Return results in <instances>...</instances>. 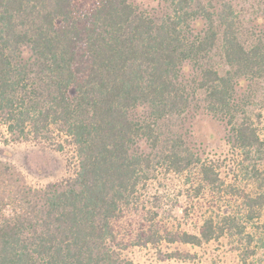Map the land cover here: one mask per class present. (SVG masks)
Masks as SVG:
<instances>
[{"label": "trees", "instance_id": "obj_1", "mask_svg": "<svg viewBox=\"0 0 264 264\" xmlns=\"http://www.w3.org/2000/svg\"><path fill=\"white\" fill-rule=\"evenodd\" d=\"M246 14L238 0H0V264H135L134 248L186 263L163 247L224 239L243 263L257 256L247 226L264 214V139L249 109L264 16ZM201 113L225 128L251 192L189 142ZM23 146L63 156V173L45 182L33 158L18 165L2 150ZM159 172L187 176L193 207L219 195L197 233L158 221L148 187Z\"/></svg>", "mask_w": 264, "mask_h": 264}, {"label": "rangeland", "instance_id": "obj_2", "mask_svg": "<svg viewBox=\"0 0 264 264\" xmlns=\"http://www.w3.org/2000/svg\"><path fill=\"white\" fill-rule=\"evenodd\" d=\"M80 5H90L95 3L96 0H77ZM147 4L150 8H158L159 4L163 0H140ZM240 8L243 7L244 13L247 19L250 17V12H256L261 16H264V0H238ZM263 22V20H261ZM251 22V21H250ZM252 25V23H251ZM264 29V26L261 27ZM213 64L217 67H224L223 61L218 52H215L213 56ZM193 72V68L190 67L187 70L188 76ZM256 90V96L254 98L253 106L249 109V114L252 117L253 123L256 128L260 129V134L264 139V80L254 86ZM187 124V128L195 133V137L189 138V142L196 143L197 148H201V151H205L210 154L211 157L216 159L225 160V169L222 172V178L227 182L226 184L238 183L240 191L251 192L253 185L250 182L240 176L239 172L245 170L246 165L239 163L238 161H232V157H229L227 152L229 147L224 141L226 131L219 122L215 121L212 117L201 115L193 121ZM178 131H185L177 127ZM206 136V137H203ZM212 136H215L217 141H213ZM1 150V148H0ZM9 152L10 158L19 165V161L25 160V158H33L34 169L37 171V167L42 169L41 179L45 182L53 181L63 173L65 165V158L60 155L48 153L47 155L39 154L37 148H29L27 146L2 149ZM208 156V155H205ZM209 156V157H210ZM263 156V155H262ZM210 157V158H211ZM258 159V157H254ZM43 164L40 167L41 160ZM232 159V160H231ZM264 160V159H263ZM237 174V175H236ZM190 176V175H188ZM193 177V175H191ZM237 176V177H236ZM37 177V178H38ZM186 175H175L165 173H155L149 182L148 195L158 196L161 198V204L159 206L160 218L158 221L163 227L169 229L188 230L193 233L198 232V228L201 226L205 212L208 211L209 206L212 204L215 198L219 197L218 194L213 192H205L201 199H194V207L187 198V191L189 189V183ZM241 200L233 201L232 206L235 209L241 204ZM155 205V204H154ZM149 206H152L149 203ZM186 207L189 209L184 210ZM193 208H196L193 210ZM155 210V209H154ZM159 223V224H160ZM247 233L254 235L256 243L254 250L257 252V256L249 261V264H260L264 261V214L261 219H257L247 226ZM180 249L183 252L191 254L193 257L189 262H163L160 261L155 254V250L134 248L129 251V257L132 258L135 264H245L243 263L241 256L236 252V246L230 239H224L220 242H211L199 247H192L189 245L176 244L172 246H164L163 250L171 252L173 250Z\"/></svg>", "mask_w": 264, "mask_h": 264}]
</instances>
